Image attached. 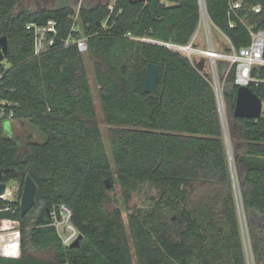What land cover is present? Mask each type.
<instances>
[{"label":"trees","instance_id":"obj_1","mask_svg":"<svg viewBox=\"0 0 264 264\" xmlns=\"http://www.w3.org/2000/svg\"><path fill=\"white\" fill-rule=\"evenodd\" d=\"M115 1L113 7L77 10L88 38L85 55L61 41L72 31L71 6L15 13L18 0H0V37L9 42L0 60L1 97L13 103L12 119L29 121L44 135L43 141L12 136L6 119L0 120V173L3 181L20 184L19 199L12 202L16 211L0 218H16L22 229L21 256H0V264H133L121 214L106 207L107 178L127 198L141 188L150 192L149 206L130 216L142 264H250L249 249L253 264H264V115L234 116L235 68L226 74L228 62L219 61L247 246L213 85L181 53L128 35L188 43L200 23L198 0ZM206 3L212 22L236 48L250 44L249 26L264 29V0H243L237 14L230 12V0ZM255 5H262L260 13L252 11ZM49 18L58 20L59 38L36 56L27 24ZM87 56L96 65L111 125L114 166L97 118ZM149 62L160 66L155 94L144 87ZM252 74L259 81L249 87L264 101V66ZM23 171L38 185L36 204L26 215L20 204ZM55 204L71 208L83 236L79 247L65 245L51 225ZM32 247L50 250L53 257L38 259Z\"/></svg>","mask_w":264,"mask_h":264},{"label":"built area","instance_id":"obj_2","mask_svg":"<svg viewBox=\"0 0 264 264\" xmlns=\"http://www.w3.org/2000/svg\"><path fill=\"white\" fill-rule=\"evenodd\" d=\"M200 8V23L204 22L207 33V47H203V40L197 39L198 30L191 38V40L186 44H179L174 42H161L155 41L151 38H140L131 35L129 36L135 39H142L151 42L160 43L174 51L181 53L186 56L190 62L197 68L200 69L201 73L209 79V75L212 76L214 82L211 84L216 92L220 114L223 120L222 111H225V102L223 98V87L221 90L220 72H219V61L224 60L228 62L229 66L227 68L226 74L234 67L235 68V82L240 85L251 84L252 82L259 81L258 78L253 76L252 71L254 67L264 66V29H254L249 26V31L251 34V42L248 46L241 48L234 47L227 35L225 38L229 43L230 50H217L212 42L210 33V23L212 22L208 9L206 0H198ZM243 7V0H230V12L232 14H237V10ZM262 5H255L252 11L255 13H260L262 11ZM77 16H72L74 24L72 27L71 34L62 38L61 41L65 46H70L76 44L79 51L85 53L88 51V38L84 35L83 30L78 24V11ZM213 25H215L212 22ZM218 28V27H216ZM27 29L33 32L34 35V54L36 56L41 55L52 49L59 38L60 29L59 22L55 18H49L44 23H38L35 21L29 22L27 24ZM218 30H220L218 28ZM222 32V31H221ZM204 57L209 61L211 70L206 73L204 70V65L201 67L199 64L201 61L196 57ZM222 81V80H221ZM13 103L3 97H1V82H0V120L6 119L13 120V110L10 108ZM9 110V111H8ZM226 112V111H225ZM224 123V122H223ZM225 125V124H224ZM225 139L228 146V157L232 158V150L229 142V137L227 129L225 126ZM234 173V169L232 167ZM236 172V170H235ZM5 182L6 189L3 194H0V201H7L6 204L0 205V213L6 211H16V207L12 205V202L19 199L20 184L16 181L15 184L9 186V181ZM238 184V180H237ZM239 188V186H238ZM240 190V189H239ZM240 193V192H239ZM21 204V200H20ZM73 212L69 206L66 204H55L50 210L51 225L54 226L58 232L59 237L62 239L63 243L67 246H71L72 243L76 241L79 237V231L72 222ZM22 252V229L21 222L12 217L0 218V256L18 258L21 256ZM61 264H74L69 261H64Z\"/></svg>","mask_w":264,"mask_h":264},{"label":"rangeland","instance_id":"obj_3","mask_svg":"<svg viewBox=\"0 0 264 264\" xmlns=\"http://www.w3.org/2000/svg\"><path fill=\"white\" fill-rule=\"evenodd\" d=\"M115 2H116L115 0H18V3L14 9V12L18 13L24 10H29L31 12L40 11V10H52V9H56L64 5H68V6H71L76 11L74 16H77L76 15L77 10L82 5H85L91 8V7L96 6V4L98 3H102V4L109 3L110 7H113ZM197 30H198L197 39L198 40L202 39L203 47H207L208 45L207 33H206V27H205L204 22H201V24L198 25ZM210 33H211V38L215 46V49L226 50L229 47V43L227 39L224 37L222 32L218 30V28H216L215 25L212 24V22L210 23ZM86 53L87 52H85L84 54L86 55ZM196 57L204 65V68H205L204 71L206 73L210 72L211 67H210L209 61L204 57L203 58L200 57L199 55H197ZM87 58L88 56L86 57V59ZM86 65H87V72L89 75L90 84H91V87L94 93L95 109L97 113V118L100 124V128L102 130L103 139H104V143H105L108 155L111 158V161L114 166L113 155H112V150H111V139H110L111 125H109L105 121L104 110H103V106H102V102L100 98V85L97 82L96 74H95L96 65L94 64L93 61L89 60V58L86 61ZM209 79L211 80L212 83L214 82V79H212V76L210 75H209ZM220 83H221V90H222V87L224 84L223 78L220 79ZM222 114H223V122L226 126V122H227L226 112L223 110ZM263 115H264V106H263ZM5 130L7 132H10L12 136L22 138V139L27 138L29 135H31L33 137V140H36V141H43L44 139V135L39 131V129L35 125L31 124L29 121L23 122L18 119L7 120L5 123ZM229 161H230L231 170H232V167L234 169V173L232 171V177H233V181L235 184V191H236L237 200L239 204L241 224L243 227V232L247 239L246 241H247V246H248L247 229H246L245 220L242 215L241 205L239 202L240 201V198H239L240 190L237 184L238 179H237V175L235 172L233 156L232 158L229 159ZM114 177L115 178L117 177L116 173H114ZM107 179H110V178H107ZM15 183H16L15 180H10L8 185L12 186ZM110 188L107 192L108 200L106 202V207L108 208L109 212L115 213L116 211H118L121 214V217L124 222L125 229H126L125 230L126 236L131 246L133 264H142V261H143L142 259L144 255L140 254V250L137 247L138 246L137 240L136 238H134L131 232L132 229L130 225V216L132 213L140 209L147 208L149 206L148 200H149L150 192H148L144 188H141V189L135 190L132 193V196L130 198H127L125 196L124 189L119 183H115L114 187L111 189ZM29 252L30 254H32L34 257L38 259H49L53 257V252L50 250H41V249L32 247ZM249 258H250V264H253L252 257L250 254V249H249Z\"/></svg>","mask_w":264,"mask_h":264},{"label":"water","instance_id":"obj_4","mask_svg":"<svg viewBox=\"0 0 264 264\" xmlns=\"http://www.w3.org/2000/svg\"><path fill=\"white\" fill-rule=\"evenodd\" d=\"M138 1V0H135ZM141 1V0H139ZM9 50V42L7 36L0 37V60L4 59V55ZM160 75L159 64L149 62L146 66L145 72V91L151 94L157 92L158 79ZM264 101L257 95L249 86L240 85L237 90L236 104L234 109V116L236 118H253L258 119L263 114ZM21 180L24 182L22 197H21V211L26 215L36 204V197L38 192V185L31 175L22 172ZM107 187L112 186L110 179H106ZM6 183L3 182L2 174L0 173V194H3L6 189ZM83 236L79 235L72 248L79 247Z\"/></svg>","mask_w":264,"mask_h":264},{"label":"crops","instance_id":"obj_5","mask_svg":"<svg viewBox=\"0 0 264 264\" xmlns=\"http://www.w3.org/2000/svg\"><path fill=\"white\" fill-rule=\"evenodd\" d=\"M216 26V25H215ZM217 27V26H216ZM221 31V30H220ZM222 34L224 35V37L226 36L223 32H222ZM264 106V105H263Z\"/></svg>","mask_w":264,"mask_h":264},{"label":"flooded vegetation","instance_id":"obj_6","mask_svg":"<svg viewBox=\"0 0 264 264\" xmlns=\"http://www.w3.org/2000/svg\"><path fill=\"white\" fill-rule=\"evenodd\" d=\"M98 4H102V3H98ZM98 4H96V5H98Z\"/></svg>","mask_w":264,"mask_h":264}]
</instances>
